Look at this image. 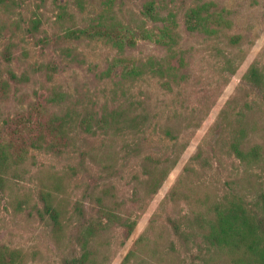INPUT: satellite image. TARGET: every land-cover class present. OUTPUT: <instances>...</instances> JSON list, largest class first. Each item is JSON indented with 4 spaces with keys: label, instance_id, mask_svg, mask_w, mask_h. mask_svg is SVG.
Segmentation results:
<instances>
[{
    "label": "rangeland",
    "instance_id": "rangeland-1",
    "mask_svg": "<svg viewBox=\"0 0 264 264\" xmlns=\"http://www.w3.org/2000/svg\"><path fill=\"white\" fill-rule=\"evenodd\" d=\"M145 1L81 0L79 6L78 0H11L7 10H0V28L6 26L0 32V50L8 38L15 43L12 68L17 73L28 74L29 82L22 92L29 100L34 93L44 95L55 87L66 95V101L61 104L64 110L75 108L83 115L88 107L100 113L104 103L111 106L113 100L123 101L120 85L115 86L123 69L120 59L129 60L130 67L147 57L164 55L163 49L150 38H141L137 33V26H144L150 34L163 26V22L150 21L141 14ZM152 1L160 17H174L178 24V47L186 54L188 78L171 93L162 92L147 77L125 87L127 100L137 102L138 108L140 104L146 108L148 121L142 131L114 138L102 134L95 125L97 133L77 134V147L72 154L60 157L35 152L18 174L9 176L5 190L0 193V244L22 249L30 264H61L68 251H77L79 246L69 242L79 217L75 207L82 205L86 218L90 214L96 216L95 207L91 209L93 203L87 197L91 189L101 194L103 189L108 191L109 206L118 214L129 211L136 220L132 234L124 243L117 228L96 238L100 255L97 264H121L129 252L126 264H246L240 253L213 254L205 252L201 245L199 248L198 237L187 235L183 220L190 209H197L205 193H222L229 185L235 187L229 184L231 177L243 174V164L238 163L228 147L237 119L245 126L246 145L258 143L263 147L262 161L252 166L250 178L256 180L262 176L264 93L249 87L241 78L252 65L264 72V0ZM193 1H210L213 11L224 16L225 23L214 36L185 30L183 13ZM109 7L120 35L133 38L132 46L126 45L118 52L99 39L85 35L77 39L67 33L89 28L101 18L102 9ZM39 17L38 30L30 35L29 22ZM231 35L237 36L236 42L228 41ZM226 52L237 56L234 74L225 70ZM0 64L3 65L1 60ZM54 66L56 69H52ZM107 70L110 78L102 73ZM17 107V102L12 100L3 111L12 115ZM192 109L195 115L190 124L197 123V127L188 125L179 130V144L185 147L177 151L178 161L157 193L145 197L142 181L150 165L144 157H158L171 145L159 126L165 125L175 110L187 111L189 115ZM128 144L134 149L126 148ZM198 152L201 159L192 160ZM179 180L191 202L171 198ZM42 190L59 196L63 200L62 208L71 214L60 239L37 211L42 208L39 198ZM236 191L240 190L236 188ZM137 195L145 204L139 211L133 201ZM173 223L185 234L176 233Z\"/></svg>",
    "mask_w": 264,
    "mask_h": 264
},
{
    "label": "trees",
    "instance_id": "trees-1",
    "mask_svg": "<svg viewBox=\"0 0 264 264\" xmlns=\"http://www.w3.org/2000/svg\"><path fill=\"white\" fill-rule=\"evenodd\" d=\"M10 2L11 0H0V10H7ZM78 5L81 6V0H78ZM212 8L210 1L200 3L193 1L188 5L183 13L185 30L188 33L207 37L214 36L219 27L225 23V19L221 13L213 11ZM102 10L103 15L97 23L91 24L89 28L67 33L77 39L80 35L99 39L118 52H121L126 45L132 46L133 38L120 35L117 22L114 17H111V7ZM141 14L150 21L163 22V26L156 33L150 34L144 26H137V33L141 38H150L155 45L163 49L164 55L147 57L143 61L133 62L130 67H128L129 60L120 59L123 69L119 74L120 81L115 83V86L120 85L123 101L113 100L114 104L111 106L104 103L100 113L88 107H85L83 115L75 108L64 110L61 104L66 101V95L55 87H51L44 95L38 96L34 93V97L29 100L28 96L22 92L23 86L29 82V76L25 71L17 73L12 68L14 60L12 51L15 43L11 38L5 41L0 50V60L3 63V65L0 64V193L5 190L9 176L18 174L20 167L33 153L45 152L60 157L72 154L77 147V134L79 132L95 134L97 133V130L93 128L95 125L97 129L102 130V134L114 138L142 131L148 121V114L142 104L138 108L137 102L127 100L125 87L128 85H133L147 77L154 80L162 92L171 93L173 89L186 82L188 75L185 69L188 61L184 50L178 47L179 34L176 30L178 26L176 20L174 17L168 19L160 17L154 10L152 0L143 3ZM40 23V17L32 19L27 32L33 35L32 33L38 30ZM5 27L0 28V32L5 30ZM9 28L11 30V27ZM236 40L237 36L228 37L230 43ZM223 57L226 63L225 70L234 74L238 64L237 56L226 52ZM52 69H56L55 66ZM109 72L110 70H107L102 73L107 78ZM241 79L249 87L264 93V72L255 65L250 66ZM12 100L17 102V110L12 115L4 113V106ZM186 113L187 111L179 113L175 110L172 117L166 119V124L159 126L162 135L171 145L158 157L148 155L144 157L150 165L142 181L145 197L151 198L157 193L172 166L178 161L177 151L185 147V144H179L177 138L179 130L188 125L197 127V123L190 124L195 110L189 115ZM237 121L229 136L228 147L229 152L239 161L238 163L243 164V174L240 177L236 174L231 177L229 184L235 187L226 183L229 188L222 193L214 191L211 194L205 193L197 209H190L183 222L187 235L198 237V247L203 246L205 252L240 253L246 264H264V170L259 179L250 178L252 166L262 161L263 147L258 143L248 147L245 126L239 119ZM127 146L129 150L134 149L130 144L126 145V148ZM191 159L200 160L201 153H196ZM207 162L208 157L206 164ZM186 169L187 166H184L183 170ZM194 175L197 174L194 172ZM179 186L180 180L178 187L171 192V198L174 197L175 200L182 198L191 202V196L186 193V189ZM236 188L240 191H236ZM102 191L103 194L91 189L87 194L93 203L90 204L91 209L95 207L96 216L90 214L86 218L82 205H76L75 209L79 217L69 242L74 247L75 244L79 247L77 251H68L61 258V264H97L100 255L95 240L101 233L117 228L121 231L122 243L132 234L136 223L135 218L131 216L132 213L129 211H124L122 214L116 213L109 206L110 194L104 189ZM39 198L42 208L35 207L41 219L45 220L59 239L62 238L65 234V224L72 218L71 214L62 208L63 200L48 190H42ZM133 201L138 211L145 205L144 199L139 195ZM173 230L176 233L185 234L175 223H173ZM129 255L130 252L124 256L121 264L127 263ZM211 261L215 262L212 259ZM0 264H30V261L22 249L0 244Z\"/></svg>",
    "mask_w": 264,
    "mask_h": 264
}]
</instances>
